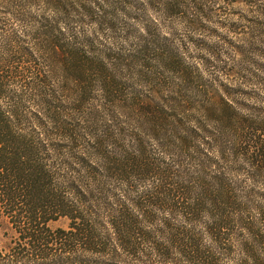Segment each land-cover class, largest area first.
I'll use <instances>...</instances> for the list:
<instances>
[{"label": "trees", "instance_id": "16d2710c", "mask_svg": "<svg viewBox=\"0 0 264 264\" xmlns=\"http://www.w3.org/2000/svg\"><path fill=\"white\" fill-rule=\"evenodd\" d=\"M186 1L130 4L144 34L128 51L44 12L0 27V264H264V125L201 89L156 32L189 20Z\"/></svg>", "mask_w": 264, "mask_h": 264}, {"label": "rangeland", "instance_id": "374dc122", "mask_svg": "<svg viewBox=\"0 0 264 264\" xmlns=\"http://www.w3.org/2000/svg\"><path fill=\"white\" fill-rule=\"evenodd\" d=\"M43 1L0 0V27L5 33L29 28L31 18L44 12L67 22L76 33L93 37L97 47L123 51L139 43L144 34L141 20L130 6L140 0ZM185 7L186 23L160 18L156 32L168 37L171 47L198 74L205 84L201 89L208 88L216 101L231 100L237 116L247 123L264 125V0H187ZM90 12L97 14L91 16ZM146 14L156 20L153 11ZM107 21L113 24L111 29L105 26ZM163 77L165 87L176 88L178 75L164 71ZM130 80L141 87L145 79L132 74ZM246 163L238 162L237 166L252 169ZM261 172V179L253 184L254 202L264 205V167ZM66 225L64 218L49 223L51 228ZM11 234L9 221L0 210V248Z\"/></svg>", "mask_w": 264, "mask_h": 264}]
</instances>
